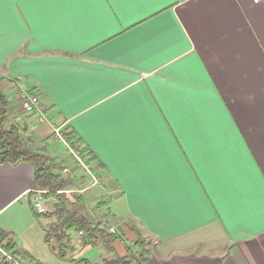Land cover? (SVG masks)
Listing matches in <instances>:
<instances>
[{
	"label": "crops",
	"instance_id": "0c3cea01",
	"mask_svg": "<svg viewBox=\"0 0 264 264\" xmlns=\"http://www.w3.org/2000/svg\"><path fill=\"white\" fill-rule=\"evenodd\" d=\"M176 7L170 0H0L8 120L23 128L32 150L67 167L73 159L54 133H76L101 177L95 187L79 175L82 214L92 223L135 225L154 244L146 264H255L264 255L246 245L264 232V161L248 140L264 123V29L258 17L241 13V20L226 0H195L188 26ZM20 91L38 97L44 119L21 108ZM60 141L66 158L58 160ZM0 172L10 177L0 189V230L15 250L37 264L114 257L102 242L82 245L76 232L54 253L45 230L57 216L41 222L32 210V166L0 163ZM45 204L52 213L55 200ZM134 238L125 232L127 243ZM111 246L124 253L121 242ZM89 248L99 250L98 261L84 257Z\"/></svg>",
	"mask_w": 264,
	"mask_h": 264
},
{
	"label": "trees",
	"instance_id": "16d2710c",
	"mask_svg": "<svg viewBox=\"0 0 264 264\" xmlns=\"http://www.w3.org/2000/svg\"><path fill=\"white\" fill-rule=\"evenodd\" d=\"M8 97L0 88V163H28L33 168V185L32 191H44L45 199H54V211L46 212L37 217L57 216V221L45 230V241L49 244L51 250L55 253L60 251L57 243L65 245L64 242H70V233L82 231L84 237L79 238L82 245H93L102 242L111 253L113 258L104 261L103 264H146L150 257V251L147 248L148 243L141 236V232L135 226H127L128 224H118L115 233H108L105 229L100 228V222L92 223L84 214L83 198L74 192H67L72 185L73 179L65 176L62 171L67 165L58 162L56 158L45 155L39 150H32L27 141L22 136L23 128L13 124L8 120ZM65 143L73 148L80 150L81 158L84 162L91 166L94 156L86 148L82 147L80 139L77 138L73 130H65L62 132ZM74 168L77 164L73 159ZM98 168V167H97ZM72 180V181H71ZM80 179L75 178L74 181ZM129 230L135 235L132 240V246H129L124 239L125 232ZM114 242H121L124 247V253L119 255L112 248ZM130 243V242H129ZM0 247L2 250L14 259L21 256L25 260L34 263L26 252L15 250L16 244L5 231L0 230ZM58 247V248H57ZM60 253H63L61 250ZM58 253V254H60ZM59 256V255H57ZM61 258V256H59ZM0 264H13L11 262L4 263L1 257ZM82 264H89L82 262Z\"/></svg>",
	"mask_w": 264,
	"mask_h": 264
},
{
	"label": "snow or ice",
	"instance_id": "6c2138e0",
	"mask_svg": "<svg viewBox=\"0 0 264 264\" xmlns=\"http://www.w3.org/2000/svg\"><path fill=\"white\" fill-rule=\"evenodd\" d=\"M194 2L195 0H170L172 5L177 6V15L186 26L189 24L187 17ZM226 2L234 9L241 20L244 19L241 13L246 14L249 21H254V19L258 17L261 28L264 29V0H226ZM252 26L255 27V23H253ZM250 103H254V100ZM248 146L251 148L254 155H257L264 161V123L250 130ZM9 179V176L0 172V189H3ZM246 246L250 249L258 250L261 255H264V232L250 239ZM255 264H264V260L256 261Z\"/></svg>",
	"mask_w": 264,
	"mask_h": 264
},
{
	"label": "built area",
	"instance_id": "2783aa9c",
	"mask_svg": "<svg viewBox=\"0 0 264 264\" xmlns=\"http://www.w3.org/2000/svg\"><path fill=\"white\" fill-rule=\"evenodd\" d=\"M18 99L20 102V106L22 109L27 110V111H34L40 116V119L45 118V107L43 104L40 102L38 97L34 95L33 93H30L28 91H20L18 94ZM55 136L56 138L63 140L62 135L58 132L55 131ZM66 148L72 157V159L75 160L77 164L78 170L87 175L90 181V186H96L101 183V177H99L94 171H92L91 167L84 162V160L81 158V153L80 150L78 149H73L69 147L66 144ZM62 173L67 176L70 173L68 168H64ZM44 191L40 190H35L32 193L31 197V207L34 213L38 215H43L46 213V204H45V198H44ZM100 228L105 229L108 233H115V228L105 221L100 222ZM76 236L79 238L84 237V234L82 231L76 232ZM0 257L3 258L4 263L11 262L13 264H30L25 261H18L14 258H12L10 255L5 253L2 248L0 247Z\"/></svg>",
	"mask_w": 264,
	"mask_h": 264
},
{
	"label": "rangeland",
	"instance_id": "374dc122",
	"mask_svg": "<svg viewBox=\"0 0 264 264\" xmlns=\"http://www.w3.org/2000/svg\"><path fill=\"white\" fill-rule=\"evenodd\" d=\"M8 97L10 98V99H13V95H9L8 94ZM59 132V131H58ZM61 135H62V133L61 132H59ZM54 148H55V151L56 152H58L57 153V156H58V160H61V159H65L66 158V150H65V145L63 144V142L62 141H60V142H55V145H54ZM73 163V162H72ZM74 164V163H73ZM68 168V170L70 171V173L71 174H69V175H67V176H69L71 179L73 178V177H76V175H77V177L76 178H78L79 177V175L81 174V172L78 170V168L76 167V170H74L73 172H72V169L74 168V165H73V167H67ZM71 175H72V177H71ZM74 175V176H73ZM72 181V180H71ZM87 184V183H86ZM90 184V183H89ZM96 187V186H95ZM98 187V186H97ZM80 188V186H79V181H72V185L68 188L69 189V191L70 192H76V190L77 189H79ZM75 194H78V193H75ZM107 197V196H106ZM106 199V198H105ZM91 202V201H90ZM90 204V203H89ZM115 204V205H114ZM113 204V208L115 209V206L117 205V203L115 202ZM91 207V206H90ZM96 207H97V205L94 203V204H92V208H94V210L96 209ZM53 211V210H52ZM47 219H46V217H41L40 218V221L41 222H44V221H46ZM102 221H105L106 223H108L109 225H111V226H113L114 228H115V231H116V229H117V226L118 225H113L112 223H110L109 221H107V220H102ZM47 222V221H46ZM101 222V221H100ZM123 223H127L128 225L127 226H135V225H133L131 222H129L128 220L126 221V222H123ZM122 222H121V224H123ZM136 227V226H135ZM139 230V229H138ZM72 235V237L73 238H75V234L74 233H72L71 234ZM141 236L143 237V239L145 240V241H147V243H148V246H147V248L149 249V251H150V254L151 253H153V251H154V244H153V241L151 240V239H149V238H146L145 236H143L142 235V233H141ZM133 240H135V239H133ZM26 244H27V242H25ZM129 246H132V242H130V243H127ZM68 256L70 255V253L68 252V253H66ZM100 252H99V250L97 249V248H89L83 255H85L84 257L85 258H87L89 261H91V262H96V261H98V259L100 258ZM82 256V255H81ZM102 256V255H101ZM80 258V257H79ZM110 259H112V257L109 255H107L106 256V258H103L102 259V261H101V263L100 264H103V262L104 261H107V260H110ZM19 261V260H18ZM44 264H61V262H59L58 260H50V258H46L45 259V261H44Z\"/></svg>",
	"mask_w": 264,
	"mask_h": 264
}]
</instances>
